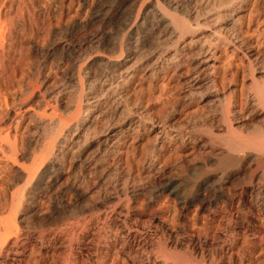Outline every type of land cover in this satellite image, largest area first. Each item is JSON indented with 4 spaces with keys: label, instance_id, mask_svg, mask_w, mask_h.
<instances>
[{
    "label": "rangeland",
    "instance_id": "1",
    "mask_svg": "<svg viewBox=\"0 0 264 264\" xmlns=\"http://www.w3.org/2000/svg\"><path fill=\"white\" fill-rule=\"evenodd\" d=\"M156 9L174 24L185 22L190 27L191 33L182 40L193 41L201 34L205 37L191 47L193 56L188 65L168 70L165 76H152V64L163 51L172 53L179 41L157 23ZM212 31L224 35L227 45L216 47L209 36ZM206 54L210 56L208 65L198 74L196 63ZM126 59L131 62L124 63ZM112 60L123 66L114 68L113 79L103 84L101 78L112 71L108 64ZM124 66L130 67L128 72ZM196 75L200 76L193 80ZM211 78L221 92L234 90L230 119L237 139L247 146L236 149L241 152L224 148L227 133L216 100L218 95L208 83ZM196 81L200 93L195 92ZM80 83L84 89L82 107L85 96L105 94L100 98L103 123L109 120L116 126L123 118H129L139 120V127L123 139L117 154L111 155V166L106 170L112 173L109 171L107 183L89 189L80 165L86 154L95 151L101 136L79 148L77 158L70 160L61 155V143L66 135H72V124L59 135L50 160L34 167L39 170L34 179L26 182L18 166L6 162L9 144L22 145L27 132L36 131L44 138L48 132L55 133L57 116L66 119L74 111ZM261 85L264 86V0H0V232L2 221L13 212L16 226L11 231L18 230L17 240L22 241L29 234L32 237V246L25 251L20 245L15 248L10 243L2 248L0 243V264H9L10 259L15 260L13 264H129L120 251L121 241L109 247L101 239V244H89L87 254L83 251L86 234L97 229H103L102 235L109 239L115 232L121 237L135 235L140 246H134V250L140 255V264H163L154 254V237L149 235L148 242L141 241L146 229L157 232L161 239L171 236L173 242L165 241L169 250L189 252L195 260L203 258L206 264H264L260 246L251 257L256 262L237 255L247 240L253 241L252 235L243 233L238 226H233L239 233L234 237L232 255L222 253L232 238L227 237L231 228L225 222L231 213L234 215L236 204L231 198L235 190L248 186L253 192L252 202L259 208L254 188L258 181L264 184V147L259 148L264 142V103L254 92ZM32 88L36 89L35 95L29 94ZM184 92L193 95L192 105L181 116L170 117L169 100L180 98ZM63 96L69 98L67 104ZM51 107L56 110L53 121L37 118V113L46 109L48 114ZM81 114L80 121L85 118V113ZM15 116L21 118L11 121ZM102 122L97 123L98 133L105 126ZM188 136L205 139L207 146H195ZM226 154L233 158V164L222 165ZM251 170L253 180H245ZM17 190L24 199L13 206L11 192ZM207 196H213L211 202L223 212L212 226L208 215L213 210L204 209L201 204ZM117 199L121 204L114 208ZM183 200L188 203L187 208L180 211ZM111 207L116 214L111 213ZM260 220L256 223L264 224ZM173 222L180 226L171 232ZM65 226H72L76 232L73 239L67 236L72 240L70 246L68 238L65 241L61 236L49 249L35 237L47 233L51 238L52 233L62 232ZM187 229L200 232L199 239L190 240ZM135 230L142 232L137 234ZM210 238L214 240L209 248L205 242Z\"/></svg>",
    "mask_w": 264,
    "mask_h": 264
},
{
    "label": "bare ground",
    "instance_id": "2",
    "mask_svg": "<svg viewBox=\"0 0 264 264\" xmlns=\"http://www.w3.org/2000/svg\"><path fill=\"white\" fill-rule=\"evenodd\" d=\"M171 3V2H170ZM177 4V3H176ZM171 5V4H170ZM175 5V4H174ZM173 5V6H174ZM152 6V5H151ZM167 6V5H166ZM172 6V5H171ZM181 6V5H180ZM177 7V6H176ZM173 7V8H176ZM155 9V8H154ZM160 9V8H159ZM169 9V8H168ZM171 9V8H170ZM177 9V8H176ZM172 10V9H171ZM153 12V11H152ZM162 12V11H161ZM161 12H159L157 9L155 10V15H156V19H157V23L161 24L164 26L165 31L168 32V34H172L174 35V37L176 36L177 41H179L177 44L178 46L175 49H172V53H165L163 51V54L160 55L156 60V62L152 65H154V70L151 73V75L153 76L154 74H164L165 76V72L168 70H175L178 68L183 67L184 65H188L190 63V60L193 56L192 51H191V47H193L195 45L196 42L200 41L201 39L203 40V38H205L204 36H198L196 40H191L189 42H186L184 39L185 35H187L191 30L189 26H187L183 20L184 23L180 22V23H175L174 21L168 20V17L166 15L161 14ZM181 12V11H180ZM153 13V14H154ZM164 13V12H163ZM186 15V14H185ZM152 19V18H151ZM172 19V18H171ZM153 20V19H152ZM155 21V20H154ZM182 21V20H181ZM155 23V24H157ZM197 26V25H196ZM155 27V26H154ZM159 27V26H158ZM162 27V26H161ZM153 28V27H152ZM154 29V28H153ZM196 31V30H194ZM193 32V30H192ZM237 32V31H236ZM191 33V32H190ZM209 34V33H208ZM209 36L212 37V40L214 41L213 43L217 44L216 47L218 46H225L228 43V39L224 36V35H219V33L212 31ZM231 38V37H230ZM181 40V41H180ZM203 42V41H202ZM205 42V41H204ZM203 42V43H204ZM125 45V44H124ZM175 45V44H173ZM146 48V47H145ZM153 48V47H152ZM154 49V48H153ZM169 50V49H168ZM154 51V50H153ZM167 52V49L166 51ZM129 53V52H128ZM197 53V52H196ZM203 53V52H202ZM201 53V54H202ZM120 54V53H119ZM132 54V53H131ZM150 54V53H149ZM161 54V53H160ZM198 54V53H197ZM196 54V55H197ZM204 54V53H203ZM200 55V53H199ZM128 59L131 58V55L127 56ZM142 58V57H141ZM128 59H126L125 62H128ZM125 60V59H124ZM210 60V56H208L207 54L199 57L198 59V70L200 69L199 72H201L203 69L205 70V67L208 65V62ZM104 63H106V58L104 59ZM109 62V61H108ZM131 62V60H130ZM128 62V63H130ZM153 63V62H152ZM108 64H110L109 68L110 71L109 73L103 74L102 78H101V82L103 84H105L106 82H109L111 79H113L114 76V68H119L121 66H123V63H120L118 60L117 61H111ZM136 64V63H135ZM105 65V64H104ZM125 65V64H124ZM152 65H150L149 69H152ZM193 66V68L196 67V65H191ZM125 67V66H124ZM128 67V66H127ZM125 67V72H128L127 70L130 67ZM132 67V66H131ZM145 67V66H144ZM147 67V66H146ZM108 68V69H109ZM145 69V68H144ZM148 69V70H149ZM106 70V69H105ZM121 70V68H120ZM142 70V69H141ZM150 72V71H149ZM182 72V71H181ZM130 74V73H129ZM147 74V73H146ZM150 74V73H149ZM132 75H130V77H132ZM155 76V75H154ZM200 76V75H199ZM198 75H196L195 78H193V80H197L199 78ZM80 77V76H79ZM151 77V76H150ZM253 79V78H252ZM79 80V79H78ZM255 80V79H254ZM253 80V81H254ZM80 81V80H79ZM81 82V81H80ZM82 83V82H81ZM80 83V97L78 98V102H76L75 106H74V111L72 112V114L66 118L63 119L60 116H57L59 118L58 121V125L56 127L55 133L51 132L50 135H48V133H46L47 137H42L41 134L37 133L36 131H33V133H28L27 132V136H26V140L24 139V143L22 145L15 143H11L9 144V155H5L6 158H8V160H6V162L9 161V163L11 164H16L18 166V169L20 172H22V174H24L23 177L26 176L25 181L27 182L26 179H34L33 175H35V173L37 172V168H34L36 166H41V164H45L48 160H50V156L53 152V149L56 147V143L58 142L57 139L59 137V135L66 129H68L71 124L73 127L72 135H66L65 139L63 140V142L61 143V148H62V153L61 154L65 159L66 157L69 158L70 160L76 157L77 154V150L81 147H84V145H86L88 143V141L90 142V140L96 136H101V138L96 142V149L94 152H92L91 154H86L85 157H83L82 159V164H80L84 171H82L84 177H86V181L88 182V187L89 189L90 186L96 188V185H101L103 183H107V181L105 180L106 178H109V175L112 173L111 170L110 174L109 171L106 170L108 168V166L111 164H109L111 155L117 154L118 152V147L120 146V144L122 143L123 139H125L128 134H130L135 127H139V120H131L129 118H123V120H121V122H119L118 125L113 126L109 123V120L105 123H103L102 121H104V117H103V111L104 109H102V103H101V97L105 94H101V97H98L97 95H92V96H85V107L83 105V107L81 106V97H82V93H83V87L82 84ZM193 83V82H192ZM210 83L212 90L214 89L215 92L217 93V104L219 105V111L221 113V118L224 124V130L227 133V140H226V146H224V148L226 147L227 151H232L235 150V152L237 151L236 149H244L245 143L240 141L239 139H237L235 132L232 129V124H231V119H230V114L232 113L231 108L233 109V96H232V92L234 91H229L227 93L225 92H221V90L217 87L216 85V80L214 78L210 79ZM110 84V83H109ZM111 85V84H110ZM254 85H256V83L254 82ZM259 85V84H258ZM262 86V85H261ZM259 86V87H261ZM31 87V85H30ZM257 87V86H255ZM258 88V87H257ZM255 88V90L257 89ZM210 89V88H209ZM36 90V89H35ZM34 88H32L31 92L29 93L30 95H33L35 92ZM106 91V90H105ZM257 91V92H256ZM254 93L257 94V98L261 101V103H264V86H262L260 89L256 90ZM38 92V91H37ZM192 92V91H191ZM195 92L196 93H200V85L199 83L196 81L195 83ZM195 93V94H196ZM38 94H40V92H38ZM85 94V92H84ZM92 94V93H91ZM35 95V94H34ZM41 96V95H40ZM244 96V95H243ZM43 97V96H42ZM78 97V95H77ZM178 97V96H177ZM174 97L172 100H169V102L171 103L170 107H172L171 111H170V117H175L177 116H181L183 114V112L192 105L194 98L193 95L190 94L189 92H184L182 93V96H180V98L178 97ZM254 97V96H253ZM64 98V96H63ZM105 98V97H104ZM68 97L65 96L64 101L67 104L68 101ZM249 99V98H248ZM254 99V98H252ZM106 100V99H105ZM181 100V101H180ZM62 101V100H60ZM63 101V102H64ZM77 101V100H76ZM104 101V100H103ZM253 101V100H252ZM255 101V100H254ZM258 101V100H257ZM70 102V100H69ZM259 102V101H258ZM105 104L106 101L104 102ZM237 103V102H236ZM235 103V104H236ZM245 103V102H244ZM257 103V102H256ZM72 104V103H71ZM83 104V103H82ZM103 104V105H105ZM260 104V103H259ZM258 104V105H259ZM48 104L46 103V106ZM217 105V106H218ZM241 105V104H240ZM261 105V104H260ZM49 106V105H48ZM106 106V105H105ZM104 106V107H105ZM29 107V106H28ZM107 108V107H106ZM28 109V108H27ZM7 110V109H6ZM36 111V109H34ZM46 110V109H45ZM43 111L40 114H35L37 115V118L39 117L41 118H48V120L53 121V116L56 115V110L54 107H51V111L47 114V111ZM83 110V111H82ZM33 111V110H32ZM31 111V112H32ZM127 111V110H126ZM234 111V110H233ZM237 111V110H236ZM21 112V111H20ZM165 112V110H164ZM18 113V112H17ZM16 113V114H17ZM81 113H85V118H83V120H79V115ZM235 113V112H234ZM163 114V113H162ZM166 114V112H165ZM164 114V115H165ZM233 114V113H232ZM15 115V114H14ZM13 115V116H14ZM19 115V113H18ZM82 115V114H81ZM194 114H192L191 116H194ZM21 118V116H19ZM19 117L15 116V118L11 121H18ZM120 117V116H119ZM168 117V116H167ZM169 117V118H170ZM173 117V118H174ZM188 117V116H187ZM122 118V117H121ZM193 118V117H192ZM162 119V117H161ZM171 119V118H170ZM56 120V119H55ZM164 120V119H163ZM166 120V119H165ZM173 120V119H172ZM167 121V120H166ZM75 122V123H74ZM102 122L105 126L103 128L102 131H100V133L97 132V123ZM172 122V121H171ZM118 123V122H117ZM160 123V122H159ZM167 123V122H166ZM165 123V124H166ZM170 123V120H169ZM74 124V125H73ZM102 124V125H103ZM162 125V122L160 123ZM55 125V124H54ZM101 126V125H100ZM53 127V125L51 126V128ZM70 127V128H71ZM160 127V126H159ZM223 127V125H222ZM212 128V126H211ZM49 128H47L46 130L48 131ZM159 129V128H158ZM168 129V128H167ZM170 129V128H169ZM264 129V128H263ZM35 130V129H34ZM53 130V128H52ZM162 130V129H161ZM172 130V129H171ZM30 131V130H29ZM51 131V130H50ZM174 131V130H173ZM176 131V130H175ZM31 132V131H30ZM159 132V131H158ZM162 132V131H160ZM223 132V131H222ZM43 133V134H45ZM52 133L54 134V137L52 136ZM65 134V133H64ZM63 134V135H64ZM191 135V134H190ZM193 135V133H192ZM52 136V137H51ZM158 136V135H157ZM240 136V135H239ZM61 137V136H60ZM264 137V136H263ZM188 140L192 141L194 143L195 146L200 147V148H205L207 146V141L203 138H196V137H192V136H188L187 137ZM259 138V137H258ZM17 139V138H16ZM18 140V139H17ZM57 141V142H56ZM250 141V140H247ZM246 141V142H247ZM264 141V140H263ZM260 143V142H259ZM259 143H257L259 145ZM59 144V143H58ZM248 145V144H247ZM253 145V144H252ZM256 145V144H254ZM250 147V145H248ZM264 147V142L260 143L259 148ZM58 147V146H57ZM257 147V146H254ZM199 148V149H200ZM258 149V148H257ZM262 149V148H261ZM60 150V148H59ZM224 150V149H223ZM260 150V149H259ZM264 150V149H262ZM55 151V150H54ZM61 153V151H59ZM241 152V151H237ZM264 153V152H262ZM232 154V153H231ZM61 156V157H62ZM262 156V155H261ZM78 157H82L79 156ZM236 157V156H235ZM258 157V156H257ZM256 157V158H257ZM54 158V157H53ZM77 158V157H76ZM255 158V159H256ZM52 159V158H51ZM68 159V160H69ZM81 159V158H80ZM53 161V160H52ZM73 161V160H72ZM264 161V159H263ZM222 165H226V164H233L234 160L233 158H231L230 155L226 154L223 156V159L221 160ZM241 163V162H240ZM28 164V166L30 167H26ZM50 164V163H49ZM52 164V162H51ZM55 164V163H54ZM227 165V166H228ZM46 166V165H45ZM53 166V165H52ZM109 166V167H110ZM114 167V166H113ZM221 167V165H220ZM250 167V165H249ZM224 168V167H223ZM226 168V167H225ZM248 168V167H247ZM53 169V168H52ZM110 169V168H109ZM114 169V168H113ZM51 170V169H50ZM246 170V169H244ZM248 174V175H247ZM247 176L245 177L248 180L252 179L253 176V172L252 170L247 172ZM43 175V174H42ZM115 175V174H114ZM113 175V176H114ZM243 175V174H242ZM47 176V175H46ZM107 176V177H106ZM264 175H262L263 177ZM230 177V176H229ZM226 178V177H225ZM261 178V177H260ZM227 179V178H226ZM220 180V179H219ZM253 180V179H252ZM262 180V179H261ZM264 180V178H263ZM222 181V180H221ZM220 181V182H221ZM228 181V180H227ZM259 182V181H258ZM254 188V194L256 197L257 202L259 203V208L256 207L254 205V203L252 202L251 199V195H253V192L250 191L249 187L244 185H241L240 187H238L235 192L232 195L231 201L233 204H236L235 209H233L234 215L233 213H231L229 215V217L226 219V225L229 226L231 228V231H228V236L227 237H232L230 239L229 244L227 245V247H224L222 250L223 255L224 254H229L232 255V249L235 245V236H237L236 234L237 231L233 228V226H238L240 228V231H242L243 233H249L250 235H252L253 237V241H248L247 240V244L248 242H250L248 245L243 244V246H241V250L239 252V254L237 255H241L239 257L242 258H247L249 259V261L252 260V256H254V252L256 250L257 247L260 248L262 247L260 254L262 252V256L260 258H262V262L264 261V224L262 223L261 225H259L258 223H256V220L261 218L260 221L264 220V184L262 182L258 183ZM248 183V182H247ZM28 184H30V182L28 181ZM119 184V183H118ZM121 184V183H120ZM250 185V184H248ZM251 185H253L251 183ZM250 185V186H251ZM112 186V185H111ZM124 186V185H123ZM25 187V186H24ZM107 189V188H106ZM20 190V189H19ZM17 190L15 192H11V203H13L12 205L14 206V204L21 202L22 203V198H23V193L21 194L20 191ZM26 190V189H25ZM94 190V189H93ZM28 191V190H27ZM88 191V190H87ZM25 194V191H23ZM77 192V191H76ZM27 195V194H26ZM124 195V194H123ZM27 197V196H26ZM213 196H207L205 199L202 200V207L204 209H211L213 211L211 215H208L210 217V226L214 225L215 219L216 218H220V216H222L223 212L222 209L218 206L215 205L214 203H212L211 201L214 199H212ZM24 199V198H23ZM118 202L112 206V207H118V205H120V200L117 199ZM86 204V203H85ZM187 202L185 200L181 201L180 203V211H185L187 208ZM7 205V204H6ZM20 205V204H19ZM126 205V204H125ZM214 205V206H213ZM237 205L239 207H237ZM257 205V204H256ZM11 206V204H10ZM11 206V207H13ZM128 206V205H127ZM125 206V207H127ZM10 207V209H11ZM111 207V208H112ZM19 208V206H18ZM122 208V207H121ZM128 208V207H127ZM8 210V209H7ZM17 210V209H16ZM111 210V209H110ZM16 212V211H15ZM114 212V209L112 208L111 213ZM11 212V216L8 215V218L6 217V221H2V232H0V243H2V248L4 245L5 246L9 245L11 243V245L13 247H17V246H21L22 251H25L27 248H29V246H32V237L31 234L29 235H25L22 239V241H18L17 238L19 237L17 235V231L12 232L11 227L14 224V221L16 219H14L15 215ZM115 213V212H114ZM116 214V213H115ZM236 215V218H234V216ZM118 216V215H117ZM127 216V215H126ZM140 213H139V217H140ZM207 217V216H206ZM146 219V218H145ZM2 220H4V218H2ZM110 220V219H109ZM62 222V221H61ZM1 223V222H0ZM174 224L172 225V230L171 232L175 231V227H179L180 225H175V222H173ZM81 224V223H80ZM258 224V225H257ZM16 226V225H15ZM74 226V225H73ZM105 226V225H104ZM155 226V225H154ZM220 226V225H219ZM1 227V226H0ZM34 228V227H33ZM66 228V226H65ZM188 228V227H187ZM63 229V228H62ZM97 229V228H96ZM191 229V228H190ZM221 229V228H220ZM35 230V229H34ZM143 230V229H142ZM33 231V230H32ZM38 231V230H37ZM48 231V230H47ZM57 231V229H56ZM62 232H54L52 233V237L48 238V235H45L47 233L44 234H40L39 236H35L38 237L40 242L42 243V245H47L49 249L53 248L56 244V241L59 240V238L61 236H63L66 239L69 237H72V239L74 238V236H76V232L74 231V229L72 228V226L70 228H66L65 230H61ZM103 229H97L96 231H89L86 234L85 239L82 241L83 242V251L87 254L89 251V244H92L93 242L95 243V245L99 244L101 242V239L104 240V245L105 246H109L115 247V244L118 243L119 241H121V246H120V251L122 252V254L126 257V259L129 261V264H140V259H139V254L137 252V250H134V246H140L138 241L135 239V235H130L128 234L126 237H121L119 235V233H114L113 238L109 239V238H105V236L102 235ZM105 231V230H104ZM185 231V229L183 230ZM182 231V233H183ZM34 232V231H33ZM134 232V231H133ZM142 232V231H141ZM141 232H138V230H135V233L139 234ZM40 233V231L38 232ZM49 233V232H48ZM181 233V234H182ZM19 234V233H18ZM33 234V233H32ZM51 234V233H50ZM72 234V235H69ZM177 234V233H175ZM186 234L188 235V237H190V240H194L195 239H199L201 233L197 232V231H193V230H186ZM149 235L150 237H154V239L156 240L155 242H157V247L154 250V254L156 256L157 259H159L163 264H206L205 261L203 260V258L199 259V260H195V258H193L191 256V254L189 252L183 251V253H179L176 251H171L168 249L166 242L165 241H169V242H173L171 240V236L167 237L166 240L165 239H161L158 235L157 232L152 231L151 229H146L145 231H143L142 236L143 239H141V241H143L144 243L149 241ZM173 236V234H172ZM181 236V235H180ZM208 236V234H206V237ZM245 236V235H244ZM21 237V236H20ZM77 237V236H76ZM141 237V236H140ZM151 237V238H152ZM177 237V236H176ZM175 237V238H176ZM150 238V239H151ZM207 239V238H206ZM37 240V239H36ZM136 240V241H135ZM214 240V238H210V241L208 239L205 246H208L209 248L212 246V241ZM228 240V238L226 239ZM69 242V246L71 245L70 242L72 241L71 238H68L67 240ZM135 241V242H134ZM177 241V240H176ZM175 241V242H176ZM140 242V241H139ZM142 242V243H143ZM204 242V241H203ZM135 243V244H133ZM101 244V243H100ZM34 246V245H33ZM9 247V246H8ZM12 247V248H13ZM1 248V247H0ZM34 248V247H33ZM137 249V248H136ZM258 250V249H257ZM256 250V251H257ZM3 251V249H2ZM1 251V253H2ZM6 252V251H4ZM3 252V253H4ZM0 253V254H1ZM9 253V252H8ZM14 253H18V252H14ZM7 254V253H6ZM5 254V255H6ZM259 254V255H260ZM22 255V254H21ZM146 257V256H145ZM238 257V259H240ZM259 257V256H258ZM141 258V257H140ZM254 258V257H253ZM147 259H149V257L147 256ZM240 259V260H241ZM12 262L15 261L14 259H10ZM245 260V259H244ZM256 260V259H255ZM247 261V260H245ZM257 261V260H256ZM253 261V262H256ZM10 262V261H9ZM9 263V264H13V263ZM252 262V261H251ZM252 262V263H253ZM241 263V261H240ZM248 264V263H247Z\"/></svg>",
    "mask_w": 264,
    "mask_h": 264
}]
</instances>
